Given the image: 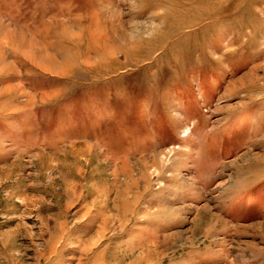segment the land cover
<instances>
[{
	"label": "rangeland",
	"instance_id": "374dc122",
	"mask_svg": "<svg viewBox=\"0 0 264 264\" xmlns=\"http://www.w3.org/2000/svg\"><path fill=\"white\" fill-rule=\"evenodd\" d=\"M0 264H264V0H0Z\"/></svg>",
	"mask_w": 264,
	"mask_h": 264
}]
</instances>
